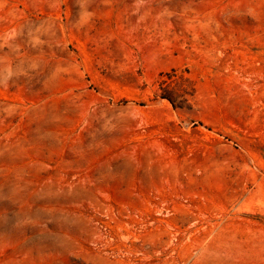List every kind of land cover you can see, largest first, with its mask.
<instances>
[{
    "label": "rangeland",
    "instance_id": "374dc122",
    "mask_svg": "<svg viewBox=\"0 0 264 264\" xmlns=\"http://www.w3.org/2000/svg\"><path fill=\"white\" fill-rule=\"evenodd\" d=\"M0 264H264V0H0Z\"/></svg>",
    "mask_w": 264,
    "mask_h": 264
}]
</instances>
